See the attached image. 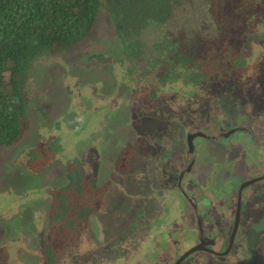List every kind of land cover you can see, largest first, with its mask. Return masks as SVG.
Wrapping results in <instances>:
<instances>
[{
  "label": "rangeland",
  "instance_id": "rangeland-1",
  "mask_svg": "<svg viewBox=\"0 0 264 264\" xmlns=\"http://www.w3.org/2000/svg\"><path fill=\"white\" fill-rule=\"evenodd\" d=\"M191 8L190 5L186 6V11L189 12L185 15L189 22H193L192 18L189 19L193 11L190 10ZM254 8L257 11L255 19L250 17L245 21V23L252 24V30L243 34H246L245 40L252 51L248 62L254 69L259 71L261 69L264 72V35L258 34L264 32L263 17H261L264 14V6L262 14H259L258 7ZM157 30L155 29L156 33ZM100 54H104V56L99 57ZM123 55L124 49L121 39L115 31L114 24L106 12H101L97 17L93 32L85 40L59 54L52 50L45 56L36 59L33 68L30 69L29 80L24 92L28 106L24 133L12 145H0V244L5 243L7 239V228L14 226V228H18L20 217L28 218L30 216L26 205L37 196L45 194V196L49 195L52 198L58 194L66 193L67 200L72 204L73 210H78L77 206L91 204L96 208L92 212L98 211L97 198L101 200V204L102 202L105 204L108 202L113 203V200L106 196V190L110 184L100 187L97 195L95 190L90 189L89 184L93 183L94 186L98 187V177L102 178L108 173L110 175L115 174V172L111 174L112 169L110 168L113 165V160L117 157L116 150L119 151L120 155V159L116 161V165L119 166L117 173L121 175L120 178L131 181L130 184L134 181L136 185L143 187L145 181L142 178V172L146 171L154 176L153 178L156 180L155 184L145 187L147 193H144L143 189H138L139 194L136 193V196L134 195L135 190L128 192V202L138 201L142 206H148L152 209V213L147 216V220H142L139 223L141 226L139 229L150 231L151 237H153V233L157 232L166 234L165 230L178 231L176 232L178 233L176 240L170 238V236L161 239L166 240L169 247L172 246V242H187L186 237L193 230L192 227L189 231L183 230L191 224L180 218L181 209L178 201H181L177 196H175V200L169 195L171 191L167 189L169 186H167L168 178L165 175L166 169H156L151 164L154 163L155 166H158L169 159V153H165V151L172 147L174 142L171 144L169 137L161 136L159 138L160 142H165V149H163L162 154H165L161 157L145 156L148 153L143 151V145L149 148L153 145L156 147L158 144L154 143L155 139L149 134L151 132H142V130L138 131L136 129L138 125H141V119L132 117L135 115L132 108L135 105L136 109H140V105L143 106V104H141L140 97L134 100L131 99L129 94L133 91H125V88H122L120 84L125 72L118 60L120 61ZM90 58L95 60L93 61ZM141 77H144V75H141ZM259 77L258 91L249 88V92L244 91L241 93V90L236 91L234 87L232 89L234 93L230 94L226 101L233 102L234 106H237V110L241 111L245 110L243 105L248 100H253L256 105H263L264 73H260ZM147 92L149 96H155L149 90ZM158 93L165 94L163 91H158ZM248 95H250V98H247ZM258 95L261 98H258ZM257 99H259L260 104L257 103ZM158 108H161V104H158ZM92 109L95 112L94 116L91 115ZM259 112L264 113V111H256L257 122L260 123V121H264V115L260 116ZM244 113L248 114L245 111ZM245 119L246 117L240 121L251 127L253 132L251 135L246 134L245 136L236 133L229 138H204L196 141V145H200L201 151L203 153L209 151V154L213 155L212 159H214L213 165L209 167L213 172H210L207 177L208 188L205 190L203 197V210L209 215L213 207L212 199H219L225 204L222 196L227 197L228 193L235 191L231 198L235 200L238 188H240L243 181L258 177L264 172V130L260 134L261 130H259L258 125H251L252 123L247 125L244 122ZM219 121L223 125L222 128H225L230 119L224 115ZM140 129L150 130L147 125L142 126ZM44 134H46L45 141H41ZM151 134L157 135L155 133ZM56 140L62 146L59 147L60 152H58L57 158H54L53 163H51L52 161L49 163L48 158L45 156L41 160L40 157L33 160L28 154H25L27 148L34 147L33 150L36 152L49 150L48 157L53 158L50 149L55 147ZM182 140L183 138L179 142H182ZM49 142L48 147L44 146ZM54 150L56 151V149ZM74 161L79 162V168ZM69 162L71 165L74 163L77 167L74 169L79 171L78 174L75 170L72 175L73 178L76 177V174L83 178L86 188L85 194L68 188L71 173V170L67 169ZM144 163L149 164V167L141 169V165ZM213 181L221 185L219 191L210 185ZM51 185L56 186L51 187ZM256 186L262 189L264 180L253 183L251 188ZM64 189L67 190L64 191ZM245 192L248 196L250 195L248 189ZM260 194H262V191ZM46 197L44 206L48 208L52 199ZM253 198L258 199V196L253 195ZM171 200L174 201L173 205L175 206H172ZM246 205L247 213L250 209L257 208L254 210V218L257 221H263V224H256V227L260 228H258L260 230L258 232L255 230L256 237H261L260 241L256 243L260 246L258 249L260 252L254 253L253 257L259 258V261H257L259 264H264V231H261L264 228V199L253 200L250 207L249 202ZM105 206L99 215L105 216L107 213L112 234L116 229L128 227L127 222L112 213L115 204L109 205L107 209ZM232 206L233 203L230 207ZM46 214L50 218L49 213ZM80 214L82 213H78V215ZM174 216H176L175 220L172 221ZM84 223L86 225L84 229L90 230L91 224L88 225L85 221ZM54 226L50 230V238L60 236V229L56 227V224ZM242 230L243 226H240L236 242L228 254L211 257L220 261V264H229L232 257L236 258L235 262L237 264H258L250 261L247 247L245 255L248 258L244 259L241 255L240 259H237L240 252V248L238 249L240 244L238 246L237 244L241 240L240 232ZM70 232V238L75 242L78 231L74 234L71 228ZM91 234L92 232L89 231L87 234L88 239L91 238ZM136 240L139 242L137 248L142 249L147 239L137 233ZM249 240L251 241V239ZM134 242L132 238L131 243ZM221 245L215 247L220 249ZM249 247L251 248V245ZM121 250H123V247H121ZM41 251L38 248L40 254ZM5 252V250H2L0 253V264L22 263L19 254L15 251H12L13 255L9 258H5ZM94 252L97 253L98 251ZM206 255L208 254L198 252L193 254L190 259L193 257L198 258L201 262V258H206ZM80 256L81 254L77 253L76 259H79ZM82 256L92 259L90 254L85 255L83 253ZM71 259L75 261V256L70 255L67 257L68 261ZM136 260L138 259H131L133 262ZM138 263L150 264L147 261L141 262L139 260ZM84 264H88L87 260L84 261Z\"/></svg>",
  "mask_w": 264,
  "mask_h": 264
},
{
  "label": "trees",
  "instance_id": "trees-1",
  "mask_svg": "<svg viewBox=\"0 0 264 264\" xmlns=\"http://www.w3.org/2000/svg\"><path fill=\"white\" fill-rule=\"evenodd\" d=\"M187 5L192 6L189 19L193 22L185 15L189 12ZM263 6L264 0H0V145H12L24 133L28 116L24 92L36 59L52 50L59 54L85 40L93 32L101 12L108 14L124 49L122 59L118 60L125 72L120 84L125 91H133L129 94L131 99L140 97L143 104L140 109L135 105L132 108L135 113L132 117L141 119L136 129L157 134L149 133L154 139L171 138L175 134V121L188 125L192 121L191 113L201 120L194 127L212 128L217 123L216 113L222 101L230 104L226 99L234 93V87L241 93L249 92V88L258 91L259 74L264 72L248 62L252 51L243 33L252 30V24L245 21L250 17L255 19L254 7L262 14ZM261 17L264 23V14ZM258 34L263 36L264 32ZM148 90L155 96H149ZM158 91L165 94L158 95ZM248 103L244 102V111L256 117L255 111L261 107L246 110ZM253 105H256L254 101ZM91 115H95L93 109ZM144 125L150 130L140 129ZM243 134L251 135L247 131ZM61 146L58 142L50 149L53 158L48 157L49 150L36 152L34 147L27 148L25 154L33 160L45 156L50 163L58 156ZM70 165L69 162L68 170ZM75 170L79 174L78 169L71 170L68 188L85 194L83 178L72 176ZM89 185L97 195L99 190ZM248 191L249 207L253 200L264 199V187L256 186ZM59 202L55 220L60 221L65 215L70 225L75 223L73 215L82 213L87 221L96 209L87 204L67 211L61 198ZM254 210L250 209V215L255 216ZM255 219L254 230L258 232L256 224L263 221ZM243 225H248L247 220ZM130 228L135 230V226ZM260 238L253 232L250 238L253 253L260 252V246L256 245ZM241 247L238 246L239 253L247 259L246 247ZM47 250L49 257L57 255V248ZM254 259L258 263L259 258ZM52 264H56V257Z\"/></svg>",
  "mask_w": 264,
  "mask_h": 264
},
{
  "label": "flooded vegetation",
  "instance_id": "flooded-vegetation-1",
  "mask_svg": "<svg viewBox=\"0 0 264 264\" xmlns=\"http://www.w3.org/2000/svg\"><path fill=\"white\" fill-rule=\"evenodd\" d=\"M248 102L249 103L247 105L249 107H247L246 110L248 109L254 111L260 106L261 109L257 111H264V107L262 108V105H253V102L250 100H248ZM232 104L234 103L230 102V104H225V102L222 101L221 108L216 113L217 123L212 128L209 127L207 130L200 125L199 127H194L196 121L200 120L199 118L195 119V117H197L196 113H191L193 115L192 121L189 122L188 125L175 122L176 124L173 126L175 129V134L172 133L170 138L171 144L173 142L174 144L165 151V153H169V159L160 163L158 166H155L154 163H151L156 169H166L165 175L168 178L167 186H169V188H166L172 192H169V195L175 200V196H177V198H179L181 201L179 202L177 200L181 209L180 218L185 220L186 223L190 222L191 224L188 225L187 229L183 230L189 231L191 227L193 230L192 232L188 233V236L186 237L187 242H172V246L169 247L166 243V240L163 241L161 239L170 236V238L176 240L178 235L176 232L178 231H172L173 229L165 230L166 234L157 232L153 233V237H151L150 231L139 229L141 228L139 223L142 222V220H147V216L152 213V209H150L148 206H142L138 201L133 200L132 202H128V192L130 190H135V195L136 193L139 194L138 189H143L144 193H147L145 187L149 186L150 184H155L156 180H154V176H152L150 173H147L146 171L142 172V178L145 181V185L143 187L136 185L134 181L132 184H130L131 181H126V179L120 178L121 175L117 173L119 166L116 165V161L120 159V155L119 151L116 150L117 157L113 160V165L110 168L112 169L111 174L113 172H115V174L110 175V173H108L102 178L98 177V187L91 183V185L97 190L102 186L110 184L109 188L106 190V196H109V199L113 200V203L108 202L105 204L102 202L101 204V200H99L97 201L98 211L92 212V214L88 216L90 221L89 219L85 221L84 219L86 217H79L76 219L75 227L78 230V236L75 242L70 237H67V235L63 236V231L60 229L57 247L54 244H51V219L47 217V212L44 213V199L46 196L48 197V195L45 196V194H43V196H37L28 202L26 206L29 209L30 216L28 218L20 217V223L17 225L18 228H14V226L12 228L6 229L7 239L5 243L10 248L11 253L12 251H15L17 254H19L20 259L22 260L21 264H52V259L55 257L56 264H84V261L86 260L88 264H139L138 260L141 262L147 261L150 264H175L181 254H183L186 250L195 247V245L200 243V238L204 239L206 236L205 239H207V241L205 240L206 242L203 246L205 250L198 252H203L210 256L206 255V258L202 257L201 262L198 258H189L183 261L181 264H220V261L212 257L214 255H224L220 252L227 249L230 233L234 228L233 217L238 209L240 188L243 184L254 178L243 181L240 188H238L236 195L237 197H235V200L231 199L235 191L233 193H228L227 197L225 195L222 196L225 204L219 199H212L213 207L211 214L209 215L203 210V197L205 190L208 188L207 177L210 172H213L209 167L213 165L212 163L214 162V159H212L213 155L209 154V151L207 153H203L201 151L200 145H196V141L213 137L217 139L229 138L236 133L243 134V132L247 130L250 133H253L251 127L244 125V123L240 121L244 117H246L244 122L247 125L251 123V125H258L259 130H261L260 134L263 133L264 130V121H260V123L257 122V118L252 113L246 114L244 113V110H237V106H232ZM224 115L230 119V122L225 128H222L223 125L219 120L220 118L224 117ZM259 115L263 116L264 113L259 112ZM203 124H205L204 121ZM215 129H217L216 133ZM220 133H222V135H220ZM160 137L154 140V143L158 144L156 147L153 145V147L147 148L143 145V151L148 153H145V156L149 157L154 155L155 157H161L165 154H162L163 149H165V142L161 143L159 140ZM181 138H183L184 141L182 140V142H179ZM53 161L54 160H52L51 163H53ZM148 165L149 164L147 163L142 164L141 169H146V167H149ZM262 174H264V172ZM252 184L253 183L247 185L242 190L241 200L242 206L245 205L243 209L245 212L242 210V213H244L241 215L239 227L235 233L234 243L236 242L238 233L240 231V225H242L243 230L240 232L241 240L237 246L240 244L243 247H247L249 259L251 262H254V253L249 247L250 245L252 246V240L250 241L249 239L253 236V232H255V218L253 214L250 215L251 213L246 212V204L251 198L247 195V192H245L246 189L249 190L251 188ZM210 185L217 191H219L221 188V185L216 184L214 181ZM55 186L56 185H51V187ZM65 190L67 189H64V191ZM171 203L172 206H175L173 205V200H171ZM232 203L233 206L230 207ZM111 204H115L112 209V213L128 224V227L114 230V234L111 232V226L107 213L105 216L99 215V213L103 211L105 205V208L107 209V207ZM175 217L176 216L172 217V221L175 220ZM245 220H247V226L243 225ZM84 221L88 225L91 224L90 230L84 229V226H86ZM131 226H135L134 231H131ZM199 228H201L203 231L202 237H200ZM89 231L92 232L90 239L87 238ZM136 231H138L137 233L146 237L147 239L143 244L142 249L137 248L139 242L136 240ZM218 233L224 234V237H222V242L217 236ZM132 238L135 241L134 243H131ZM42 244H45L51 250L57 248V255L49 257L45 253V257L43 254H40L38 252V248ZM209 244H213V246H211L213 250L214 248L217 249L215 247L216 245H222L220 249L218 248V253L213 254L210 253L211 248ZM130 245L133 246L129 247ZM224 245L226 246L223 248ZM121 247H123V250L120 251ZM81 250H83V252H81ZM94 251L98 252L95 253ZM198 252H195L194 254H197ZM77 253L81 254L79 259H76ZM83 253L85 255L90 254L92 259L90 257L87 258V256L83 257ZM70 255L75 256V261L72 259L69 261L67 260V257ZM237 256V259H240V253H238ZM132 258H137L138 260L133 262L131 261ZM235 259L236 258L232 257L229 264H237Z\"/></svg>",
  "mask_w": 264,
  "mask_h": 264
},
{
  "label": "clouds",
  "instance_id": "clouds-1",
  "mask_svg": "<svg viewBox=\"0 0 264 264\" xmlns=\"http://www.w3.org/2000/svg\"><path fill=\"white\" fill-rule=\"evenodd\" d=\"M43 57V56H42ZM162 93H158V95H161ZM214 129V128H213ZM216 131H215V133L217 132V129H215ZM248 132V131H247ZM220 135H222V133H220ZM45 137H46V134H44V138L41 140V141H45ZM207 139H217V138H207ZM57 142H58V140H56ZM56 142V143H57ZM46 144H50V142L49 143H46ZM45 145V144H44ZM77 163V165H78V162L77 161H74V163ZM74 163H73V165H70V167H69V171L70 170H72V169H74V168H77L75 165H74ZM66 165H68V164H66ZM78 168H79V166H78ZM257 178V177H256ZM258 182V181H257ZM48 199H52V202H51V205L48 207V208H45V211H44V213L45 212H47V213H49V216H50V219H51V223H52V225H51V227H50V230H52L55 226V224H56V227H58L59 229H62V231H63V236L64 235H67V237H70V229L72 228L73 229V232H74V234L78 231L77 229H76V227H75V223L73 224V225H70V223H68V221H66V216L65 215H62L61 216V219H60V221H56L55 220V212H56V210H57V207L60 205V202H59V199L61 198V202H63L64 203V205L66 206V207H68V209H67V211H69V210H71L72 209V204L67 200V198H68V196L66 195V193L65 194H58V195H56V196H54V197H49V195H48V197H47ZM63 200V201H62ZM65 207V208H66ZM77 207H79V206H77ZM63 212H65V209L64 210H62ZM92 213V212H91ZM74 217H75V221H76V219L77 218H79V217H84L82 214H80V215H78V214H75V215H73ZM51 239V244H54V245H58V242H59V237H56V238H53V237H51L50 238ZM42 251H41V254H43L44 256H45V252L46 251H48L47 250V246L45 245V244H42L40 247H39ZM2 250H5L6 252H5V255H6V257L5 258H9L11 255H13V253H11V251H10V248L8 247V245L6 244V243H2V244H0V253H1V251ZM46 257V256H45Z\"/></svg>",
  "mask_w": 264,
  "mask_h": 264
},
{
  "label": "water",
  "instance_id": "water-1",
  "mask_svg": "<svg viewBox=\"0 0 264 264\" xmlns=\"http://www.w3.org/2000/svg\"><path fill=\"white\" fill-rule=\"evenodd\" d=\"M264 179V174L258 176L257 178H254L248 182H246L245 184H243L240 188V192H239V201H238V209L234 215V228L232 229L231 233H230V238L228 240V247L226 250H223L221 251L220 253L221 254H227L229 253L233 243H234V240H235V233H236V230L237 228L239 227V223H240V220H241V215H242V210L244 209V207L242 206V200H241V197H242V190L244 187H246L247 185H250L251 183H254V182H257V181H260V180H263ZM199 218V217H198ZM199 232H200V237L203 236V231L201 228H199ZM205 236V235H204ZM219 240H221L222 242V237H224V234L223 233H218L217 234ZM206 238V236H205ZM201 239L200 238V243L195 245V247L189 249V250H186L183 254L180 255V257L178 258V260L176 261L175 264H181L183 261L189 259L195 252H198V251H203L205 250V248L203 247L204 246V243L207 241V239ZM206 240V241H205ZM210 245V248L211 246H213V244H209ZM206 247V246H205ZM208 248V247H206ZM209 249V248H208ZM218 249H215L214 250L211 248L210 250V253H218Z\"/></svg>",
  "mask_w": 264,
  "mask_h": 264
}]
</instances>
